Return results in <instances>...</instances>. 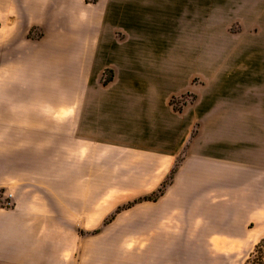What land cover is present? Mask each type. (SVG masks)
Returning <instances> with one entry per match:
<instances>
[{"label":"crops","instance_id":"obj_1","mask_svg":"<svg viewBox=\"0 0 264 264\" xmlns=\"http://www.w3.org/2000/svg\"><path fill=\"white\" fill-rule=\"evenodd\" d=\"M0 14V264H245L264 240V0H0ZM177 163L163 195L104 224Z\"/></svg>","mask_w":264,"mask_h":264},{"label":"rangeland","instance_id":"obj_2","mask_svg":"<svg viewBox=\"0 0 264 264\" xmlns=\"http://www.w3.org/2000/svg\"><path fill=\"white\" fill-rule=\"evenodd\" d=\"M1 16H2V14H0V42L2 40L3 33L5 31L10 30L11 26L13 25L12 20H9L8 22H5ZM9 16L12 18L14 16V14L10 13ZM241 30H242V28H241V24H240L239 21H233V22H231L229 24L228 31L230 33H237V32H240ZM43 34H44V32H43L42 28H39V27L33 28L32 31H31V34L29 35L30 38H31V41H32L31 43L39 44V41H40L41 37L43 36ZM2 64H1V68L5 69V71H7L6 70V65H2ZM111 72H112V70L111 71L107 70L105 78H108V79L110 78L111 79L112 74H113ZM193 99H194V97L192 95L191 96L190 95H183V96H181L179 98L176 97L175 101H174V104L176 106L181 107V105H184L186 102L192 101ZM44 106H45V108H47V102H45V101L44 102L43 101L40 102V108L44 107ZM41 110L44 111L43 108ZM45 128L47 130V126H43V125L39 126V125H37L36 126V131H44ZM4 192H5L4 190L0 189V208L11 207V206L7 205V203H6L7 202L6 199H7L8 195L6 193H4ZM243 255L247 256V260L250 257V254H243ZM253 258H254L253 261H252L253 264H264V242L261 243V246H260L259 250L255 253V256Z\"/></svg>","mask_w":264,"mask_h":264},{"label":"trees","instance_id":"obj_3","mask_svg":"<svg viewBox=\"0 0 264 264\" xmlns=\"http://www.w3.org/2000/svg\"><path fill=\"white\" fill-rule=\"evenodd\" d=\"M109 79H110V78H109ZM109 79H108V78H104L103 83H107V82L109 81ZM175 98H176V97H174V98L172 99L171 102H172V104H173V106H174V108H175L176 110H181L183 105H181V107L176 106V105L174 104ZM178 165H179V163H177V165H176L175 168L172 170V172L170 173V175H169V177L167 178V180H165V181L163 182L162 186H161L157 191H155L154 193H152V194H150V195L143 196V197H139V198H137V199H135V200H131V201H129V202H127V203H125V204L119 206V207L116 209L115 212H113L111 215H109V216L105 219L104 224H108L109 222H111V221L115 218V216H116L119 212H121V211L124 210V209L130 208V207L134 206V205L137 204V203H140V202H143V201H155V200H157L161 195H163V193L165 192L167 186L173 181V179H174V177H175V173L177 172V169H178ZM99 230H100V229H97V230H95L93 233H97V232H99ZM262 242H264V240L261 241V242L256 246L255 250L252 252V254H251L250 257L248 258V260L245 262V264H253V263H252V261H253V259H254L253 257L255 256V253L259 250V248H260Z\"/></svg>","mask_w":264,"mask_h":264},{"label":"built area","instance_id":"obj_4","mask_svg":"<svg viewBox=\"0 0 264 264\" xmlns=\"http://www.w3.org/2000/svg\"><path fill=\"white\" fill-rule=\"evenodd\" d=\"M12 197H13V196H12L11 194H8V196H7V199H6L7 202H6V203H7V205H9V206H12Z\"/></svg>","mask_w":264,"mask_h":264}]
</instances>
